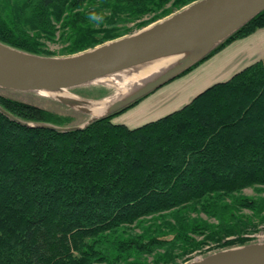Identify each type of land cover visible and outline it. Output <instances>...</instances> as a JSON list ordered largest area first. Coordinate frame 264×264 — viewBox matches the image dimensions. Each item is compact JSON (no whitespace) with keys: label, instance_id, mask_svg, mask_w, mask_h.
<instances>
[{"label":"trees","instance_id":"16d2710c","mask_svg":"<svg viewBox=\"0 0 264 264\" xmlns=\"http://www.w3.org/2000/svg\"><path fill=\"white\" fill-rule=\"evenodd\" d=\"M194 1L0 0V40L67 55ZM91 12L103 21L89 20ZM263 27L264 10L182 74ZM57 38L62 50L46 49ZM73 91L100 99L114 89L95 83ZM140 99L68 131L26 125L0 110V264H180L207 244L251 241L246 234L264 224V58L157 119L136 127L112 120ZM0 105L30 122L73 126L89 118L33 91L0 87ZM248 187L256 192L244 193Z\"/></svg>","mask_w":264,"mask_h":264},{"label":"water","instance_id":"95a60500","mask_svg":"<svg viewBox=\"0 0 264 264\" xmlns=\"http://www.w3.org/2000/svg\"><path fill=\"white\" fill-rule=\"evenodd\" d=\"M263 10L264 0H197L132 34L67 55L34 53L0 40L1 88L49 96L89 114V118L79 125L60 126L20 119L2 105L0 110L10 118L30 126H46L58 131L85 127L96 119L122 110L180 76ZM164 57L175 59L121 94L100 114H93L90 102L103 101L117 92L97 99L73 91L77 86L106 84L100 79ZM64 89L79 98L67 101L42 93ZM183 264H264V240L220 248Z\"/></svg>","mask_w":264,"mask_h":264},{"label":"crops","instance_id":"0c3cea01","mask_svg":"<svg viewBox=\"0 0 264 264\" xmlns=\"http://www.w3.org/2000/svg\"><path fill=\"white\" fill-rule=\"evenodd\" d=\"M261 58H264V27L257 29L248 36L234 39L191 70L176 77V91L173 93L170 91V93L168 92L161 96L160 92L167 90V88L164 90L157 89L158 91L156 90L149 94L148 98L145 96V100L142 99L143 101L140 100L138 104L134 105H137L136 107L139 108V105L148 103L145 106V112L141 113L145 114L147 112V116L143 117L142 115V119L145 118L144 120L146 121L154 119L163 112L164 109L162 108L164 106L161 105L163 102L176 99L177 109L183 103L188 102L199 90L209 86L213 82H217V80L230 78L237 71ZM158 94H160L158 98L160 101H157V99L153 102L155 96ZM165 95L167 96L163 98ZM162 99H167V101H163ZM141 114H135L129 120H137Z\"/></svg>","mask_w":264,"mask_h":264},{"label":"rangeland","instance_id":"374dc122","mask_svg":"<svg viewBox=\"0 0 264 264\" xmlns=\"http://www.w3.org/2000/svg\"><path fill=\"white\" fill-rule=\"evenodd\" d=\"M42 40H44V39H42ZM44 44H45V46H46V49H49V50H51V51H54V52H56V53H59L61 50H62V48H63V46L65 45V43H63L62 41H59L58 40V38H57V40H55V41H50V40H46V42H44ZM229 79V78H228ZM226 80V79H225ZM217 81H223V80H217ZM173 82H175V83H173ZM173 83V84H172ZM213 83H215V82H213ZM212 83V84H213ZM212 84H210V85H212ZM106 85H108V86H110V87H112L113 89H114V92H117V88L116 87H114L113 85L111 86L110 84H106ZM209 85V86H210ZM206 87H208V86H206ZM206 87H204L203 89H201V90H199L195 95H197L199 92H201L202 90H204ZM167 88V90H165V91H162V92H160V94H161V96L162 95H164V94H166V93H170V91H171V93H173L174 91H176V78L175 79H173V80H171V81H169V82H167L166 84H164L163 86H161V87H159L158 88V90L160 89V90H164V89H166ZM157 90V89H156ZM155 90V91H156ZM157 90V91H158ZM17 91H15V93H14V95H16V96H18V97H21V98H24V99H27V100H30V101H33V102H35V103H38V104H41V105H45V106H47V107H50V108H52V109H54V110H58V111H64V110H66L63 106H60L59 104H57V103H54V102H52V101H49V100H44V99H42V98H40L39 96H36V95H28V94H23V93H16ZM154 92V91H153ZM69 93H70V91H69ZM73 92H71L70 94H72ZM152 93V92H151ZM150 93V94H151ZM160 94H158V95H156L155 96V98H154V101L153 102H155L159 97H160ZM73 95V94H72ZM149 95V94H148ZM147 95V96H148ZM168 95V94H167ZM167 95H165V96H163V98H165ZM194 95V96H195ZM45 96V95H44ZM146 96V97H147ZM193 96V97H194ZM47 97H49V96H47ZM193 97H191L189 100H188V102L193 98ZM51 98V97H50ZM145 97H143L142 99H144ZM148 98V97H147ZM142 99H140V100H142ZM139 100V101H140ZM145 100V99H144ZM151 100V99H150ZM163 101H167V99L165 100V99H162ZM176 100V99H175ZM175 100H173V101H167V102H163V101H161V102H163L161 105H163L164 107L162 108V109H164L163 110V112L162 113H160L156 118H154V119H157V118H159V117H161V116H163V115H165V114H167V113H169V112H171V111H173V110H175L176 109V101ZM138 101V102H139ZM143 101V100H142ZM157 101H160V99H158ZM175 101V102H174ZM138 102H137V104H138ZM188 102H185V103H183L180 107H182L183 105H185L186 103H188ZM136 104V103H135ZM146 105H148V103H144L143 105H139V108H137L136 106L137 105H134V106H130V107H128V108H126V109H124L123 111H121V112H119V113H116L114 116H113V118H112V120L114 121V122H116V123H125V124H127L129 127H136V126H139V125H141V124H143V123H145V122H147V121H150V120H154V119H148L147 121L146 120H144L145 118H143L142 119V115H143V117H145V116H147V112L145 113V114H141V113H143V112H145V106ZM179 107V108H180ZM137 108V109H136ZM161 109V110H162ZM178 109V108H177ZM137 115V114H141V116H139L138 118H137V120H129L130 119V117L131 116H133V115ZM79 119H83V117H79ZM143 120V121H142ZM145 121V122H144ZM256 191L253 189V188H251V187H248V188H246L245 190H244V193H246V194H254ZM246 211H249V210H246ZM203 216H205V217H207V215H205V214H203ZM210 220L211 221H217V219L216 218H214V217H210ZM247 236H249V237H251V241H249V242H253V241H263L264 240V224H261L260 226H259V228L257 229V230H255V231H251V232H249V233H247L246 234ZM231 237V236H230ZM200 238H202V236L200 237ZM229 238V237H228ZM215 246H214V244H207V245H205V247L204 248H202V249H200V250H196V251H193L192 253H190L188 256H190V259H192V258H195V257H200V256H204V255H206V254H208V253H210V252H213V251H215V250H217V249H220V248H214ZM189 260V259H188ZM187 261V260H186ZM185 261V259L183 260V259H179V263L180 264H183V263H185L186 262Z\"/></svg>","mask_w":264,"mask_h":264},{"label":"bare ground","instance_id":"6f19581e","mask_svg":"<svg viewBox=\"0 0 264 264\" xmlns=\"http://www.w3.org/2000/svg\"><path fill=\"white\" fill-rule=\"evenodd\" d=\"M174 59V57H164L151 61L144 65H137L126 68L120 72H116L101 78L100 81L116 87L117 94L110 96L103 101L92 100L90 102V109L92 110L93 114H100L107 110L108 106H110V104L114 100L119 98L121 94L129 90L131 87L135 86V84H139L142 79H144L148 75L159 72L162 68L168 66V64H170ZM42 93L61 99H67V101L79 98V96L74 93H72L73 95L70 94L71 92L69 93L67 89H64L62 91H42Z\"/></svg>","mask_w":264,"mask_h":264},{"label":"clouds","instance_id":"9594fccd","mask_svg":"<svg viewBox=\"0 0 264 264\" xmlns=\"http://www.w3.org/2000/svg\"><path fill=\"white\" fill-rule=\"evenodd\" d=\"M88 18H89V20L94 21V22H97V23L102 22L103 19H104V17L102 15H99L96 12H91L89 14V17Z\"/></svg>","mask_w":264,"mask_h":264}]
</instances>
